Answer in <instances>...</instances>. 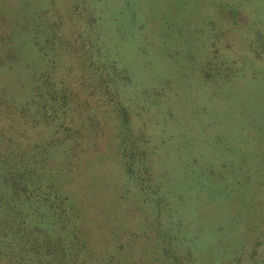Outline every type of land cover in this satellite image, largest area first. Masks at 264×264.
<instances>
[{
	"label": "trees",
	"instance_id": "obj_1",
	"mask_svg": "<svg viewBox=\"0 0 264 264\" xmlns=\"http://www.w3.org/2000/svg\"><path fill=\"white\" fill-rule=\"evenodd\" d=\"M68 1L48 0L49 6H42L39 11L30 2L24 9L19 4H13L9 10L7 4L0 7L4 24L6 15L14 14L13 22L7 23V32L0 35L1 41L9 44L0 56V67L7 60L16 59L17 47L22 44L12 41L23 34L29 46L32 43L39 54L50 57L48 75L40 72L30 100L18 101L9 89L0 85V264H204L215 262L218 257L226 260L224 264L239 262L237 249L228 244L242 240L235 233L231 240V229L247 225L249 220L242 214L244 203L232 200L223 182L230 179L226 177L228 173L232 174L233 184L248 193L242 184L245 173L235 175V170L241 168L236 160L239 152L256 157L261 149L250 138L246 142L239 140V147L232 144L228 148L227 140L222 141L214 134L206 139L199 153L208 164L185 168L186 175L178 181L180 176L171 175L169 162L162 160L163 157L174 160L171 153H165L169 147L164 146L167 139L162 138L157 145L151 143L155 129L152 113L157 103L170 101L166 94L169 91L161 83L152 87L159 101L153 100L152 91L144 93L145 96L127 97L125 90L132 79L126 69L119 68L108 57L101 59L95 55L93 37L94 42L96 38L86 29L92 26L94 9L88 0H72L75 9L67 14L61 12V5ZM229 3L226 0L221 3L224 15L232 27L245 23V29L253 34L252 43H247L248 51L254 55L251 62H262L264 31L256 25V18L263 19L257 15V8ZM247 8L252 9L251 18ZM244 31L241 29L239 33L243 36ZM208 35L204 39L200 36L202 48ZM234 36H228L227 28L223 30L227 48L236 47L232 43ZM200 61L197 68L206 80L227 83L237 75L236 69L226 64V57L212 58L204 52ZM165 83L169 87L171 82ZM97 117H102V126ZM201 118L196 112L194 121L199 123ZM187 145L185 138L173 147L180 151ZM163 147L165 154H160L157 150ZM211 157L219 160L222 167L215 165ZM68 158L70 166H65ZM108 162L113 165L112 173L119 171L121 194L129 197L131 193L130 199L139 198L134 207L140 211L130 209V212L142 214L149 227L147 232L135 230L125 237L123 224L113 225L119 232L121 257L102 246L99 248L103 251L97 249L95 227L89 223L94 222L87 208L93 199L94 182L96 177L105 175ZM158 162L162 172L156 174L154 164ZM81 176L88 180L81 181ZM188 180L192 182L189 194L183 196V186ZM225 194L227 197L223 198ZM226 199L236 210L231 219L223 216L224 219L217 220L205 211L186 217L187 212L204 206L203 201L212 202L219 209L215 212L223 214ZM241 215L246 218L236 224ZM188 220L190 224L193 222L189 235L181 229ZM205 236L210 239L208 242H216V247L201 256L197 241L208 244ZM125 246H131V250H124ZM218 248H223L220 254ZM133 249L141 254L138 259Z\"/></svg>",
	"mask_w": 264,
	"mask_h": 264
},
{
	"label": "rangeland",
	"instance_id": "obj_2",
	"mask_svg": "<svg viewBox=\"0 0 264 264\" xmlns=\"http://www.w3.org/2000/svg\"><path fill=\"white\" fill-rule=\"evenodd\" d=\"M226 1L236 4L240 2L242 6L246 5L245 8L249 4L254 9L257 8L255 11L263 20L259 21L256 18V25L264 31V0H249V3L242 0ZM29 2L33 7L38 8L37 11L43 9L42 6L44 8L49 6L48 0H0V7L7 4L6 10H9L13 4H19V7L24 9L25 4L29 5ZM71 2L72 0H69L65 5L61 3L60 11L67 14V11L75 9ZM88 2L95 11L91 28H86L96 38L94 42L93 37L95 55L101 59L108 57V60L115 61L119 68L126 69L132 83L125 90V95L127 97L144 95L161 83L169 91L166 94L170 101L160 105L157 103V108L152 113L155 129L151 133V143L157 145L162 138L167 139L164 146L169 144L168 151L165 152L164 147L157 151L160 154H172L170 157H174L173 162L166 157L162 160L169 162L171 175L180 176L178 181L186 175L185 168L190 170V167L199 168L205 163L208 164L199 153L206 144V139H210L214 134L221 137L222 141L226 139L228 148H231L229 146L232 144L239 147V140L246 142L250 138V141L263 150H259L256 157H251L249 152L247 156L239 152L243 157L239 156L236 160L241 168L235 170V175L245 173L242 184L248 193L244 194L237 183L233 184L232 174L229 173L226 177L230 179L223 182V187H226L227 194L232 200L244 203L242 214L247 217L246 221L249 220V224L231 229L233 230L230 234L231 240L234 238L233 233L242 240L228 244L235 246L236 252L240 255V261L235 264H264V78H262L264 60L262 62L255 60V65L251 62L254 55L248 51L247 43H252L253 34L245 29L243 22L232 27L228 16L223 13L221 7L223 0H88ZM247 12L251 18L252 9L247 8ZM11 15L13 17L14 14ZM122 16H127L126 20ZM12 17L6 15V25L0 19V35L7 32L6 26L7 23L13 22ZM82 24L84 26L85 22L83 21ZM1 28L5 31L3 32ZM226 28L228 36L235 35L232 43L237 44L236 47L225 46L223 30ZM241 29L246 30L243 36L239 33ZM206 34H209L208 39L207 42H203V45L204 43L206 45L202 48L200 42L207 37ZM1 39L0 37V56H3V51L9 44L2 42ZM12 42L22 45L20 48L16 46V59H11L9 62L6 59L5 65L0 67V85L9 89L18 101L24 103L33 95L36 79L38 81L41 78L40 72L45 71L46 76L48 75L50 57L39 54L32 43L30 47L28 38L24 34L16 37L15 42ZM204 52L210 53L212 58L226 57V64L236 69L237 75L227 83H219L220 80H206L203 74L200 75L202 70L197 68ZM51 66H55L53 61ZM167 81L171 82L169 87L165 83ZM152 98L156 101L160 100L159 97L154 96L153 91ZM196 112L200 117L202 116L199 123L194 121ZM97 122L102 126V117H97ZM83 130L85 134L86 128ZM185 138L188 141L186 149L176 150L173 144H181ZM69 160L71 159H66L65 166H70ZM211 160L218 167H222L223 164L215 157H211ZM105 166L107 167L105 175L96 177L93 199L87 206L94 220L93 223L92 221L89 223L95 227L97 249L101 250L99 247L102 246L109 252H117L121 257L120 254L123 252L118 249V244L121 243L119 232L113 228V225L122 223L126 229V237L135 230L139 233L147 232L148 220L145 221L142 214L133 215L130 212V209L138 210L134 205H138L139 198L130 199L131 193L129 197L122 195L119 171L114 170L112 173L113 165L109 162ZM161 168L160 162L154 164L156 174L162 172ZM88 176L86 175L87 178ZM86 177L81 176V181H85ZM185 184L181 193L183 196L189 194L192 182L188 180ZM228 184L230 186H227ZM226 197V194L223 195V198ZM223 202H225L223 214L215 212L219 209H216L212 202L203 201L204 206L198 207L199 209L193 213L187 212L186 217L197 216L205 211L211 212L217 220L224 219L223 216L226 220L231 219L236 210L231 208L229 199ZM205 208L208 210H204ZM246 217L242 215L241 218L237 217L236 224L243 222ZM192 224L193 222L190 224L188 220V224L185 223L181 227L182 231H186L189 235V226L191 227ZM204 238L207 242L210 240L208 236ZM197 247L201 250L199 254L206 256L209 250L216 247V242L211 241L203 245L197 241ZM124 250H131V246H125ZM133 250L138 259L141 254L137 249ZM222 250L223 248H218V254ZM225 262L218 257L215 262L204 264Z\"/></svg>",
	"mask_w": 264,
	"mask_h": 264
}]
</instances>
